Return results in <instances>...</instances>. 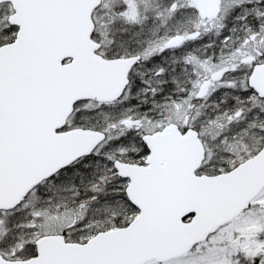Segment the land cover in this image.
Returning a JSON list of instances; mask_svg holds the SVG:
<instances>
[{
    "label": "snow or ice",
    "instance_id": "obj_1",
    "mask_svg": "<svg viewBox=\"0 0 264 264\" xmlns=\"http://www.w3.org/2000/svg\"><path fill=\"white\" fill-rule=\"evenodd\" d=\"M0 264H264V0H0Z\"/></svg>",
    "mask_w": 264,
    "mask_h": 264
}]
</instances>
